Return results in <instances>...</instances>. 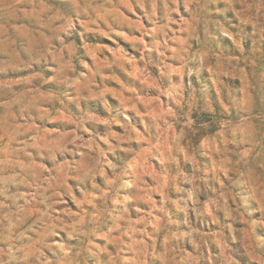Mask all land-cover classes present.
<instances>
[{
    "label": "clouds",
    "instance_id": "obj_1",
    "mask_svg": "<svg viewBox=\"0 0 264 264\" xmlns=\"http://www.w3.org/2000/svg\"><path fill=\"white\" fill-rule=\"evenodd\" d=\"M0 264H264V0H0Z\"/></svg>",
    "mask_w": 264,
    "mask_h": 264
}]
</instances>
